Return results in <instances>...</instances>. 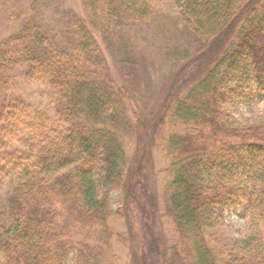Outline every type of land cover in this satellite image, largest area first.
<instances>
[{
	"label": "trees",
	"instance_id": "trees-1",
	"mask_svg": "<svg viewBox=\"0 0 264 264\" xmlns=\"http://www.w3.org/2000/svg\"><path fill=\"white\" fill-rule=\"evenodd\" d=\"M164 1L80 0L84 18L71 21L67 46H54L32 20L1 42L0 77L7 84L23 69L49 89L65 142L82 158L56 172L49 117L20 101L2 108L0 149L18 144L25 153L4 157L19 180L7 197L11 231L0 237V264H65L72 251L76 264H101L113 237L125 244L127 264H264V117L244 125L229 113L233 101L250 100L249 86L264 96V0H174L200 44L137 108L103 58L102 46L117 37L104 18L141 24ZM155 151L164 159L161 194ZM114 192L123 203L112 212ZM241 204L252 233L226 239L224 215ZM75 227L100 238L75 241Z\"/></svg>",
	"mask_w": 264,
	"mask_h": 264
},
{
	"label": "rangeland",
	"instance_id": "rangeland-1",
	"mask_svg": "<svg viewBox=\"0 0 264 264\" xmlns=\"http://www.w3.org/2000/svg\"><path fill=\"white\" fill-rule=\"evenodd\" d=\"M216 0H208L213 4ZM227 11L223 14L225 17ZM84 13L80 0H0V44L6 38L17 33L21 26L30 20L47 30L54 46H67L71 31V21L82 20ZM108 28L115 29L117 37L102 46L103 58L110 69L113 79L127 93L129 99L138 108L144 100L152 99L167 77L177 71L184 62L195 53L200 44L196 33L192 30L187 17L179 14L174 0H165L158 10L150 14L144 23H132L128 18L120 16L104 18ZM90 57V54H87ZM189 60V59H188ZM193 64L187 66L183 73L188 72ZM24 70L12 71L7 80L0 77V111L13 101H20L27 106L44 112L52 121L49 134L58 144L60 156L56 172L67 170L75 165L82 154L70 149L65 142V126L61 112L52 92L41 84L30 83L24 78ZM239 86L236 84L233 88ZM250 96V98L248 97ZM246 99L235 100L229 105L230 117L244 125H252L264 117V96L256 93L254 87L245 89ZM133 119V109L123 104L121 109ZM21 145L9 149H0V237L11 231V220L7 213V197L18 183V174L13 167L4 162V157H17L24 154ZM154 170L157 177L159 194L164 190V159L155 151ZM123 203L120 192L111 194V209L116 211ZM119 217L111 219L116 233L126 235V228ZM80 234L75 241H86L95 244L100 238L99 233L87 235L79 227ZM165 224L167 238L172 239L171 231ZM222 237L232 239L244 237L252 233L248 207L241 204L236 210L224 215L223 225L219 229ZM105 256L101 264H127L129 256L125 244L116 237L109 238L105 246ZM65 264H76L75 252L68 254Z\"/></svg>",
	"mask_w": 264,
	"mask_h": 264
}]
</instances>
